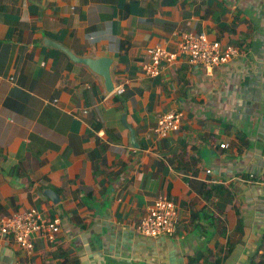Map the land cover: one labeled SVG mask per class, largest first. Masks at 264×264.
Here are the masks:
<instances>
[{
  "label": "crops",
  "instance_id": "0c3cea01",
  "mask_svg": "<svg viewBox=\"0 0 264 264\" xmlns=\"http://www.w3.org/2000/svg\"><path fill=\"white\" fill-rule=\"evenodd\" d=\"M184 31L238 53L192 64ZM50 40L109 58L112 88ZM154 45L174 55L147 76ZM170 110L179 125L159 135ZM157 195L177 205L173 232L146 236ZM28 207L58 231L28 249L0 237V264H247L264 250V0H0V218Z\"/></svg>",
  "mask_w": 264,
  "mask_h": 264
},
{
  "label": "built area",
  "instance_id": "2783aa9c",
  "mask_svg": "<svg viewBox=\"0 0 264 264\" xmlns=\"http://www.w3.org/2000/svg\"><path fill=\"white\" fill-rule=\"evenodd\" d=\"M177 50L183 53L190 63H199L205 68L226 62L238 53L233 45H221L217 40H209L203 33L195 34L188 31L180 33ZM145 52L148 54V60L142 64V69L147 76L157 75L161 62L170 61L174 55L161 45L148 47ZM180 117L179 112L172 110L160 114L156 119L154 131L159 135H164L168 130L176 129ZM219 145L224 146V143H219ZM176 214V203L165 196L157 195L147 206L136 227L146 236L170 235L173 232ZM58 228V218L42 221L34 207L14 210L9 215L0 218V237L8 235L19 247L25 249L32 247L31 235L34 232H39L45 238L52 239Z\"/></svg>",
  "mask_w": 264,
  "mask_h": 264
},
{
  "label": "water",
  "instance_id": "95a60500",
  "mask_svg": "<svg viewBox=\"0 0 264 264\" xmlns=\"http://www.w3.org/2000/svg\"><path fill=\"white\" fill-rule=\"evenodd\" d=\"M48 44L52 45V46H56L59 47L61 49H64L67 54L70 56V58H72L73 60H79L82 61L83 63H85L92 71H94L95 73H97L98 75L102 76L103 78V82H104V87L106 90H110L112 88V82H111V78L109 75V71H108V65L110 62V59L105 57V56H98V57H77L74 56V54L68 52L66 50V48H64L62 45L53 42V41H49L47 42ZM43 192L53 201L56 202L57 201V195L54 191H52L51 189H43Z\"/></svg>",
  "mask_w": 264,
  "mask_h": 264
},
{
  "label": "trees",
  "instance_id": "16d2710c",
  "mask_svg": "<svg viewBox=\"0 0 264 264\" xmlns=\"http://www.w3.org/2000/svg\"><path fill=\"white\" fill-rule=\"evenodd\" d=\"M260 240H264V228L263 231L260 235ZM258 249H261V243L259 244ZM257 255V257H255ZM247 264H264V250H261V252H258L257 249L254 251V255H251L248 258V263Z\"/></svg>",
  "mask_w": 264,
  "mask_h": 264
}]
</instances>
